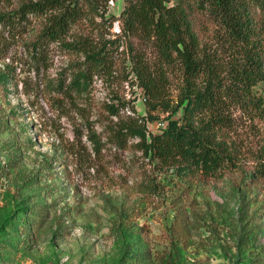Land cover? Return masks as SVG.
<instances>
[{
  "label": "rangeland",
  "instance_id": "obj_1",
  "mask_svg": "<svg viewBox=\"0 0 264 264\" xmlns=\"http://www.w3.org/2000/svg\"><path fill=\"white\" fill-rule=\"evenodd\" d=\"M125 4L98 0L104 19L72 27L76 37L114 40L104 43L108 71L79 93L54 92L44 79L80 55L51 47L50 66L37 73L20 60L38 21L12 37L0 32V70L11 62L14 68L0 88V264H160L161 257L172 264H264V181L252 174L264 121L252 112L228 109L230 127L217 135L234 149L235 163L216 177L109 143L96 155L85 139V123L100 134L101 124L115 120L107 104H118L122 117L145 115L132 70L138 63L152 68L157 58L149 40L121 35ZM203 21L199 39L214 47V27ZM180 82L178 71L168 73L164 95L172 103ZM164 116L145 122L146 129L158 132ZM13 139L16 150L6 152Z\"/></svg>",
  "mask_w": 264,
  "mask_h": 264
},
{
  "label": "trees",
  "instance_id": "obj_2",
  "mask_svg": "<svg viewBox=\"0 0 264 264\" xmlns=\"http://www.w3.org/2000/svg\"><path fill=\"white\" fill-rule=\"evenodd\" d=\"M3 2L0 32L9 37L22 34L25 26L38 21L37 31L22 43L20 59L34 73L39 69L45 72L50 66L47 54L51 47L82 58L59 69L55 78H45L48 89L66 95L79 93L92 76L108 71L104 43L114 40L104 39L100 44L71 32L81 20L96 24L95 16L104 19L98 0ZM125 2L120 12L121 35L149 40L157 58L152 68L138 63L132 70L145 95V115L122 117L118 104H107V117L115 120L101 124L100 134L85 123V139L96 155L109 143L118 149L140 151L149 160L181 172L206 178L220 176L228 165H234L236 156L234 149L217 135L230 127L228 109L250 111L264 121V0ZM204 18L214 27V47L199 39ZM9 65L0 70L1 89L13 78L14 68ZM175 71L181 82L172 103L164 90L168 73ZM258 84L260 92L256 93ZM159 112L166 113L162 118L165 124L151 133L145 122L158 119ZM177 112L179 115L174 117ZM102 135L105 141H101ZM5 143L6 152L15 151L19 144L14 139ZM260 149L252 174L264 181V140ZM159 263L172 264L167 257H161Z\"/></svg>",
  "mask_w": 264,
  "mask_h": 264
}]
</instances>
